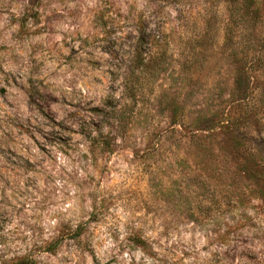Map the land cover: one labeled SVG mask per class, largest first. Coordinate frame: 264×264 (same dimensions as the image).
Listing matches in <instances>:
<instances>
[{
	"label": "rangeland",
	"instance_id": "obj_1",
	"mask_svg": "<svg viewBox=\"0 0 264 264\" xmlns=\"http://www.w3.org/2000/svg\"><path fill=\"white\" fill-rule=\"evenodd\" d=\"M6 2L0 26L19 21L24 33L33 21V72H96L92 83L106 76L110 95L104 107L70 105L84 113L65 117L78 131L44 111L54 131L21 127L49 174L25 182L27 213V203L15 218L0 209V232L15 222L17 239L35 238L10 259L0 250V262L88 264L87 253L91 264H140L133 254L150 248L155 264H264V27L250 34L230 0H70L67 20L43 21L41 0ZM0 205L13 207L4 189ZM125 217L143 228L121 241L110 219Z\"/></svg>",
	"mask_w": 264,
	"mask_h": 264
},
{
	"label": "clouds",
	"instance_id": "obj_2",
	"mask_svg": "<svg viewBox=\"0 0 264 264\" xmlns=\"http://www.w3.org/2000/svg\"><path fill=\"white\" fill-rule=\"evenodd\" d=\"M94 2L95 0H85L87 6H92ZM0 3H3L4 7H8L6 0H0ZM25 4H27V0H25ZM74 6L70 0H64L62 4L58 3V0H41V7L33 10L41 13L42 21L45 16L51 17L53 13L63 14L67 20L68 17L64 9H70ZM9 11L17 16L20 15L15 5ZM7 19L5 17L6 21ZM64 29L71 32L67 24H64ZM24 30L22 33L19 21L0 26V90H3L0 92V174L3 175L4 181H7V187H5L4 181H0V189H4L7 199L13 205V207L0 205V209L7 211L14 218L15 210L21 204H28L25 213L32 207L33 202L27 195L28 192H31V188L25 189V182L29 181L30 178L42 179L46 177L49 174L50 164L48 158L39 152L29 136L21 131V127L29 128L28 122L30 121L31 125L42 128L45 134L54 131L53 126L40 115V112L44 111L50 114L54 113L53 118L55 120L64 121L72 129L78 131L80 125L71 120L65 121V117L71 112H77L78 115L84 113L76 107H70V105L104 107L103 101L110 95L106 76L99 77L101 83H92L96 72L82 76L81 73L76 72L75 68L68 72L65 68L57 70L52 65H48L46 70L42 69V75L39 72H33L32 59L39 62V57H31L29 47L31 37L28 35L33 30L31 17L28 18ZM77 46L75 43L70 45V47ZM88 50L91 51V48ZM52 72L58 74L52 76L50 75ZM41 80L44 81L43 85L40 84ZM51 97H56L55 101ZM88 101H92V103L88 104ZM30 131L37 140H41V136L35 132L34 128ZM64 135H68V133H64ZM93 135H95L94 131ZM46 146L53 155L57 154V148L60 147L58 144ZM26 160L33 165L31 170L25 166ZM34 186L39 188L38 184ZM22 192L25 193L23 197L20 195ZM32 195L36 196V193L33 192ZM36 198L39 199V196ZM88 210L87 205H85V211ZM20 218L26 219V216L22 215ZM123 219H126L127 223H122V219H110L112 231L119 235L121 241L124 240L125 236L137 235L143 228V224L138 223L135 217ZM71 227L75 228V223ZM25 234L27 235V233ZM19 235L20 232L17 230L15 222L4 226V230L0 232V237L5 238L4 243L0 244V250L5 253V260L23 254L30 247V242L35 240L30 236L29 240L22 243L21 240L17 239ZM145 239H147L146 236ZM148 242L151 243V241ZM145 251L151 254L150 248L145 249ZM145 251L137 249L133 254L136 261L140 264H155L153 260L148 259ZM85 258L88 260V264H91V258L87 257V253H85ZM124 264H129V262L125 260Z\"/></svg>",
	"mask_w": 264,
	"mask_h": 264
},
{
	"label": "trees",
	"instance_id": "obj_3",
	"mask_svg": "<svg viewBox=\"0 0 264 264\" xmlns=\"http://www.w3.org/2000/svg\"><path fill=\"white\" fill-rule=\"evenodd\" d=\"M230 2L232 3V18L235 16H239V14L236 13L238 9L242 10L243 14L240 16L242 25L247 26L246 29L250 34H255L259 26L264 27V0H230ZM254 59L255 55L253 54L245 55V61L249 62L250 64ZM246 72L248 71L244 72L245 76H247ZM137 244H139L140 246H145V243L141 240H138ZM46 250L47 252L54 251V249H52L51 247H48ZM15 264H35V261L31 260L30 258H23Z\"/></svg>",
	"mask_w": 264,
	"mask_h": 264
}]
</instances>
